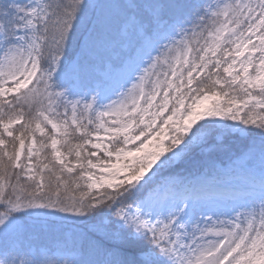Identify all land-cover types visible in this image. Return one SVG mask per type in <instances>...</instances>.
I'll return each instance as SVG.
<instances>
[{
	"label": "snow or ice",
	"instance_id": "1",
	"mask_svg": "<svg viewBox=\"0 0 264 264\" xmlns=\"http://www.w3.org/2000/svg\"><path fill=\"white\" fill-rule=\"evenodd\" d=\"M0 264H264V0H0Z\"/></svg>",
	"mask_w": 264,
	"mask_h": 264
}]
</instances>
